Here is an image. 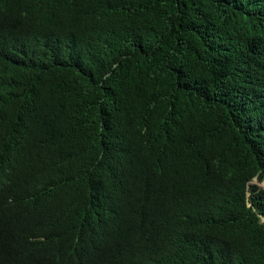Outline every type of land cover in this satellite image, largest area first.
Listing matches in <instances>:
<instances>
[{"label": "trees", "instance_id": "1", "mask_svg": "<svg viewBox=\"0 0 264 264\" xmlns=\"http://www.w3.org/2000/svg\"><path fill=\"white\" fill-rule=\"evenodd\" d=\"M0 179V264H264V0H17Z\"/></svg>", "mask_w": 264, "mask_h": 264}, {"label": "clouds", "instance_id": "2", "mask_svg": "<svg viewBox=\"0 0 264 264\" xmlns=\"http://www.w3.org/2000/svg\"><path fill=\"white\" fill-rule=\"evenodd\" d=\"M16 2L17 0L10 2V0H0V21H3L5 25L9 27V19L12 14L16 13ZM138 206V201L135 204L134 208ZM120 216H110L107 217L101 226V230L111 229L117 226L119 223ZM100 221L99 213L96 211H89L86 213V223L87 226L92 230L93 224L98 223ZM29 247L27 249L30 256H34L36 258H43L46 256L48 251L42 250L44 238H36L30 240ZM60 246L58 239H56L55 247ZM31 251V252H30ZM40 253V254H39ZM79 264H86L81 256Z\"/></svg>", "mask_w": 264, "mask_h": 264}, {"label": "bare ground", "instance_id": "3", "mask_svg": "<svg viewBox=\"0 0 264 264\" xmlns=\"http://www.w3.org/2000/svg\"><path fill=\"white\" fill-rule=\"evenodd\" d=\"M2 174H3V173H2ZM1 176H2V175H1ZM6 176H7V175H6ZM6 176H5V177H6ZM3 177H4V175H3ZM1 179H2V178H1ZM1 179H0V180H1ZM4 180H5V179H4ZM1 182H2V180H1ZM1 182H0V183H1ZM6 182H7V181H6ZM5 184H6V183L3 184V185H4L3 187H5ZM9 184H10V183H9ZM12 184H15V183H12ZM0 186H1V185H0ZM11 186H12V185H11ZM11 186H10V187H11ZM33 186H34V184H33ZM6 187H7V186H6ZM17 187H18V186H17ZM20 191H21V190H20Z\"/></svg>", "mask_w": 264, "mask_h": 264}, {"label": "water", "instance_id": "4", "mask_svg": "<svg viewBox=\"0 0 264 264\" xmlns=\"http://www.w3.org/2000/svg\"><path fill=\"white\" fill-rule=\"evenodd\" d=\"M262 187V186H261Z\"/></svg>", "mask_w": 264, "mask_h": 264}]
</instances>
